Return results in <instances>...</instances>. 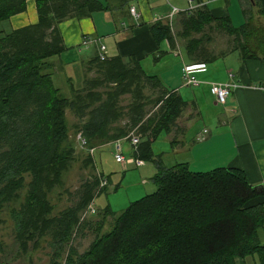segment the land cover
Listing matches in <instances>:
<instances>
[{
	"label": "trees",
	"instance_id": "16d2710c",
	"mask_svg": "<svg viewBox=\"0 0 264 264\" xmlns=\"http://www.w3.org/2000/svg\"><path fill=\"white\" fill-rule=\"evenodd\" d=\"M34 1L35 23L0 29V224L4 214L12 220L18 252L36 249L47 237L54 249L49 264H233L250 254L264 264L259 237L264 202H252L264 198V180L252 184L239 168L192 171L185 162L160 165L151 177L153 192L117 215L104 208V216H114L109 230L99 233L103 221L85 220L94 198L107 188L102 181L109 182L96 170L93 149L137 128L139 157L157 162L151 143L172 130L186 102L157 75L147 74L133 55L101 59L98 51L80 84L67 79L70 95L64 96L53 83L49 60L66 49L59 24L108 6L100 0ZM196 1L198 7L178 14L176 32L165 20L149 26L156 45L167 41L175 48L181 40L193 63H210L234 51L242 61H264V3L256 12L252 4L243 8L245 21L235 26L229 15L214 16L204 0ZM25 10L26 0H0V21ZM215 31L228 36L219 52L204 45L212 40L206 32ZM66 110L75 117V138L81 133L86 141L77 143L83 152L69 135ZM77 161L90 171L70 191L63 188L64 175ZM57 188L70 204L53 214L49 196ZM87 225L96 231L88 248L78 253L69 247L59 262L73 232Z\"/></svg>",
	"mask_w": 264,
	"mask_h": 264
},
{
	"label": "crops",
	"instance_id": "0c3cea01",
	"mask_svg": "<svg viewBox=\"0 0 264 264\" xmlns=\"http://www.w3.org/2000/svg\"><path fill=\"white\" fill-rule=\"evenodd\" d=\"M100 1L107 4L106 10L93 12L88 17L68 18L60 22L59 29L66 49L60 55L49 58L54 64L52 79L56 74L63 75L65 80L72 78L69 68L80 66V78L76 81L80 84L81 74L87 68L89 60L97 53L98 43L105 46L108 57L133 55L139 60L140 65L143 60L153 56L155 65L169 66V71L165 73L166 77L160 76L162 84L164 82L172 84L174 87L169 90L180 95L186 106L176 119L175 126L166 134L170 150L162 152L160 156L154 154L157 162H154L152 175L160 165L170 167L185 162L190 170L195 167L194 171H209L217 167L239 168L245 172L252 184L263 182L264 61H242L237 51L230 52L219 57L223 61L221 64L216 62L212 64L214 66L209 67V63H206L204 71L195 72L198 84L187 85L182 77V67L195 62L185 57L186 62L178 67L177 72L176 63L171 65V61L180 53L179 50L175 49L176 47L171 48L167 41L162 42L166 48L161 49L162 43L156 45L150 33L149 26L155 22L154 18L169 11L165 0ZM204 1L214 16L229 15L235 26L245 21L243 8L252 4V9L256 12L258 5L264 3V0H237L236 4H233V0ZM186 2L185 7L179 8H188L189 2L188 0ZM130 6H135V16L128 12ZM230 9L235 15H232ZM178 14L173 19L176 23ZM233 16L238 17V24L233 22ZM37 19L35 1L26 0V10L10 16L8 24L11 30L35 23ZM84 36L93 38L98 43L84 45L81 42ZM177 46L180 44L177 43ZM161 51L164 54H160ZM170 75L173 78H170ZM179 77L183 82L179 83L177 79ZM213 82L237 83L226 102L222 104V109L217 107L220 103L210 92L209 87ZM184 87L189 91L182 93ZM124 149L125 154L129 155V148L124 145ZM166 156L168 162L164 160ZM146 180L142 178V182ZM252 202L263 203L264 198ZM259 237L264 243V226L259 230ZM255 255L257 254L236 257L233 264H260L258 256Z\"/></svg>",
	"mask_w": 264,
	"mask_h": 264
},
{
	"label": "rangeland",
	"instance_id": "374dc122",
	"mask_svg": "<svg viewBox=\"0 0 264 264\" xmlns=\"http://www.w3.org/2000/svg\"><path fill=\"white\" fill-rule=\"evenodd\" d=\"M168 1L171 5H174L176 7H185L187 5V0ZM236 1L237 0H233V4H236ZM231 9L233 10L234 8L231 7ZM233 14L235 15L234 11H232V15ZM233 22L235 24L239 23L237 16H233ZM0 29H3L5 32L10 31L8 20L0 21ZM178 29L179 25L173 21V32H176ZM206 34L207 36L212 38L210 42H206L204 40V45L208 47L209 50L219 52L225 49L228 41L227 35L218 31H215L214 33L206 32ZM88 43L96 44L98 42L89 41ZM178 43L180 44V46H177L175 49L179 50V56H174L175 58L173 57L174 59L171 61V65L176 63L177 72L178 67H181L183 63L186 62L182 41L179 40ZM100 45V43L97 44V51L100 50ZM165 48L166 45L162 43L161 49ZM154 61L155 60L153 59V56H150L149 58L143 60L141 62L142 68L148 74H156L159 78L160 76L166 77L165 73L169 71V66L167 65L164 67H160L159 65H155ZM216 62H219V64H221L220 62L223 61L221 60V58H217L213 62H210L208 66L212 67L214 66L212 64ZM79 67L80 66H73L69 68L70 75L73 78V82H76L80 78L79 75L81 70L79 69ZM173 72H175V69L173 70ZM88 74L93 75L94 73L90 72ZM170 78H173V76H171ZM177 79L179 80V83L183 82L181 77ZM53 80L54 85L60 89V92L64 96L68 97L70 95V92L65 77L63 75L56 74L53 77ZM160 80L162 79L160 78ZM163 84L168 89L174 87L172 86V84H167L166 82H164ZM184 91L189 90L184 87L182 88V93H184ZM217 107L219 109H222L223 105L217 104ZM66 115L69 124V135L74 140L76 151L83 152L81 147L77 144L78 142H76L77 137L75 138L73 134L72 124L75 121V117L71 115L68 110H66ZM166 134L167 133H162L156 140L151 143L152 151L154 154H158L160 156L162 155V152L170 150ZM124 145L125 147L129 148V144L127 142H124L122 144L123 151L125 152L126 150L124 149ZM92 157L97 172H102L104 174V177L109 176V182L106 181L107 188L105 189V191L97 195L92 202V208L95 210V212L92 213L88 211L87 215L85 216V220L91 222L103 221V226L99 231V233H103L109 230L114 220L113 215L104 216L103 210L107 205L110 206V208L117 215L124 208H126L130 202L142 197L145 194L151 193L156 189L155 184L151 180V177L153 176L152 170L155 165L152 160H144V165L140 167H136L132 164L130 166H123L122 164H119L115 161L114 145L111 143L94 148L92 151ZM167 158L168 156L164 157V160L166 162H168ZM195 169V167L191 168L192 171H194ZM89 171V168L80 167L79 161L74 162L70 170L64 175L63 188H67L68 190L73 191L87 177ZM142 178L147 179L146 182H142ZM116 185L117 188L115 189ZM63 188L55 189L49 196L50 201L54 204L53 214H56L59 210L67 207L70 204V201H68V196L62 192ZM3 217L5 218V221L3 222V224H0V238L4 242V253L0 255V264H49L54 249L48 245V238L46 237L41 239L39 246L36 249L29 248L25 253H19L18 244L14 239L13 222L6 214H4ZM88 226L89 225L76 229L73 232L70 241L64 247L62 252L59 253V262L63 261V258L65 257L69 247L75 248L78 253H81L88 248L89 244L92 242L96 235V231L93 229V227L88 228Z\"/></svg>",
	"mask_w": 264,
	"mask_h": 264
},
{
	"label": "built area",
	"instance_id": "2783aa9c",
	"mask_svg": "<svg viewBox=\"0 0 264 264\" xmlns=\"http://www.w3.org/2000/svg\"><path fill=\"white\" fill-rule=\"evenodd\" d=\"M194 0H188L189 2V7L188 8H179L174 5H171L168 0H165L167 5L169 6V11L165 15H157L154 18V21H159V20H165L168 24L172 25L174 16L180 12H190L194 8L198 7L200 3L198 2H193ZM129 13L132 15H136V9L135 6H130L129 7ZM95 41L93 38L89 37H83L82 38V44H87L88 42ZM106 48L103 44L100 45V50L98 51L99 57L101 59L106 58L105 54ZM205 70V64L203 63H194V64H185L182 67V77L184 80V83L187 85H196L198 84V80L196 79L194 73L195 72H200ZM237 86V83L235 82H213L210 84V92L214 95L216 101L220 104H224L226 102V99L231 92L233 88ZM77 140L80 146H83L86 141L79 133L77 135ZM124 142H127L129 144V151L130 154L126 155L125 152L123 151L122 144ZM140 142V133L137 132V128L132 129L127 136L115 140L111 142L114 145V159L116 162L119 164H122L123 166H127L129 164H133L136 167H140L144 165V160L139 157L138 154V144ZM105 180L102 181V185L105 184ZM90 212H94V209L91 207L89 208Z\"/></svg>",
	"mask_w": 264,
	"mask_h": 264
},
{
	"label": "bare ground",
	"instance_id": "6f19581e",
	"mask_svg": "<svg viewBox=\"0 0 264 264\" xmlns=\"http://www.w3.org/2000/svg\"><path fill=\"white\" fill-rule=\"evenodd\" d=\"M95 211V210H94Z\"/></svg>",
	"mask_w": 264,
	"mask_h": 264
}]
</instances>
